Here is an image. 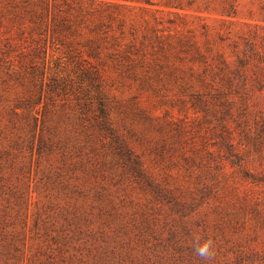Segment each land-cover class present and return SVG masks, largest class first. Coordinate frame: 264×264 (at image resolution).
Returning <instances> with one entry per match:
<instances>
[{"label": "rangeland", "instance_id": "1", "mask_svg": "<svg viewBox=\"0 0 264 264\" xmlns=\"http://www.w3.org/2000/svg\"><path fill=\"white\" fill-rule=\"evenodd\" d=\"M112 2L127 36L148 27L178 49L192 38L206 52L209 42L234 70L250 60L255 79L245 43L264 52V0ZM20 28L0 21V264H206L197 235L215 240L207 264H264V84L233 75V98L249 110L239 124L206 120L175 102L174 80L150 89L107 68L90 83L65 54L78 60L85 31L52 34L50 18L46 31ZM100 98L141 175L102 129Z\"/></svg>", "mask_w": 264, "mask_h": 264}, {"label": "trees", "instance_id": "2", "mask_svg": "<svg viewBox=\"0 0 264 264\" xmlns=\"http://www.w3.org/2000/svg\"><path fill=\"white\" fill-rule=\"evenodd\" d=\"M62 1L63 3L58 0H3L0 4V21L8 20L10 23L18 24L22 32L25 31V27L40 32L46 31L44 25L50 18L52 34L73 36L83 34L84 31L90 34L81 49L76 50L78 60L71 57V51L65 53L73 59L72 63L87 75L90 83L103 81L107 68L112 69L123 79L139 82L142 87L147 86L150 89H159L167 80H174L180 83L182 89L175 101L183 105L182 109L190 105L195 114L204 113L203 119L206 120L210 115L221 113L223 115L221 121L231 119L237 124L239 118L245 116L249 106L246 99L239 100L241 106H237V100L233 98L235 85L233 75L243 81V87L254 81L258 85L264 84V52L259 51L254 42L246 41L245 44L250 53L249 58L255 57L254 68L258 69V72L254 73L255 79L247 75L250 60L240 58L237 69L234 70L223 54L219 52L213 54L209 42L206 52L196 42H192V38L180 40L177 43L178 49L156 30L148 27L141 37L137 35L136 29L127 36L124 30L125 21L119 18L122 4L112 0L106 3L103 0ZM137 1L152 5V0ZM84 2H87V5H83ZM235 14V6L229 4L228 16ZM115 23L117 30L114 28ZM262 49L264 50V45ZM60 66L63 67L62 64ZM185 70L191 72L192 78L189 80L183 76ZM263 88L264 85L261 90ZM186 91H189V100L185 98ZM170 101L173 102L174 99ZM99 109L102 115V129L109 133L120 147H124V155L129 159L134 171L141 175L142 161L134 158L126 142L115 134L110 109L103 98H100ZM224 128L230 130L228 122L224 124ZM245 136L250 140L249 133ZM225 146L229 149L230 158H233L232 165H238L242 158L239 150L236 152L233 141L230 143L227 141ZM206 151L209 155L214 154L211 149L207 148Z\"/></svg>", "mask_w": 264, "mask_h": 264}, {"label": "clouds", "instance_id": "3", "mask_svg": "<svg viewBox=\"0 0 264 264\" xmlns=\"http://www.w3.org/2000/svg\"><path fill=\"white\" fill-rule=\"evenodd\" d=\"M214 244L215 240L212 236L197 235L195 237V255L207 264L208 261L213 260L215 257Z\"/></svg>", "mask_w": 264, "mask_h": 264}]
</instances>
